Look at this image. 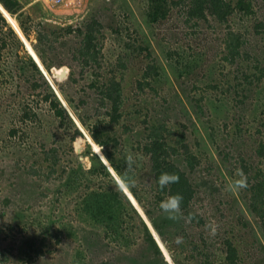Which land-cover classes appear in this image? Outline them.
Instances as JSON below:
<instances>
[{
    "label": "rangeland",
    "instance_id": "rangeland-1",
    "mask_svg": "<svg viewBox=\"0 0 264 264\" xmlns=\"http://www.w3.org/2000/svg\"><path fill=\"white\" fill-rule=\"evenodd\" d=\"M78 1L55 6L45 0H31L25 10L37 24L53 29L87 18L103 25V73L109 76L108 70L113 69L123 88L122 118L114 134L120 149L126 156L131 152L136 160L130 178L142 196L149 192L144 204H150L162 235L151 226L131 192L125 194L150 223L153 234L160 237L164 261L224 264L223 243L230 239L242 264H264V199L256 211L251 207L253 185L264 183V0H253L254 13L237 10L224 24L210 14L206 20H188L192 0H167L173 6L167 17L156 23L147 15L150 0H80V7ZM0 11L21 40L14 41L7 27L0 29V41L7 38L9 43L0 58V264H163L151 250H145L140 258L143 245L141 241H127L126 225L120 237H107L104 230L90 223L75 222L72 205L58 204L54 199L60 186L58 175L46 182L44 169L38 175L32 172L42 162L44 150L55 141L68 145L71 133L57 130L45 105L34 104L35 93L14 73L19 57L28 54L84 134L85 139L74 143L82 164L89 168L82 154L90 145L118 184L123 182L62 95L63 90L83 114L88 111L93 119L96 111L105 113L93 91L87 86L83 91L85 79L80 76L78 83H71L66 67L49 75L33 48L36 34L27 39L16 18L1 4ZM238 39L240 45L233 56L229 45ZM62 47V54L69 53ZM74 65L82 71L77 62ZM149 67H156L152 75L158 71L159 76L144 80ZM23 104L35 109L38 122L23 118ZM153 123L164 124L174 141L182 135L198 157L200 163L194 171L174 157L181 160L179 165L193 183V210L203 220L198 228L186 219L169 220L162 210L156 211L151 163L140 149L146 143L148 125ZM45 142L49 146L45 147ZM238 169L245 173L247 187L227 191V185L239 178ZM96 183L108 186L110 182L98 178ZM74 192L65 191L69 194L64 202ZM127 222L132 227L133 223ZM61 230L59 242L54 235ZM177 237H182V242L178 243ZM31 243L33 248L28 246Z\"/></svg>",
    "mask_w": 264,
    "mask_h": 264
},
{
    "label": "trees",
    "instance_id": "trees-1",
    "mask_svg": "<svg viewBox=\"0 0 264 264\" xmlns=\"http://www.w3.org/2000/svg\"><path fill=\"white\" fill-rule=\"evenodd\" d=\"M150 2L147 15L151 23L165 19L170 8L173 6L172 2V6H170L167 0H150ZM253 2V0H192L191 7L188 9V20L190 18L206 20L210 14L220 23L224 24L237 10L254 13ZM179 3L174 2L175 5ZM0 4L11 16L16 18L21 32L27 39L31 40V34H36L33 48L49 75H53L54 70L57 71L66 67L69 69V80L71 83H78L80 76L85 79L86 85L83 87V91H85L86 86L88 90L93 91V97L100 101L99 105L105 109V113L96 111L94 115L97 117L93 119L94 117L87 115L88 111L83 114L79 110V106H76L74 100L63 90L61 91L62 95L77 113L84 130L87 131L92 140L101 149L106 161L122 180V175L126 168V154L123 149H120V141L114 133L115 128L120 125L122 118L124 104L123 88L122 82L116 79L113 69L108 70L112 77L103 73V44L101 40L103 25L101 22L94 18H87L76 25L70 24L64 28L53 29L51 27L48 28L43 23L37 24L32 15L25 10L31 4V0H0ZM36 6L40 7L39 4H36ZM261 24L262 26L264 25L263 23ZM5 27L8 28L7 34L11 35L14 41L21 43L20 38L16 36L14 30L9 26L0 11V29L3 30ZM6 39L4 38L0 41V58L2 51L9 44ZM63 45L68 49L69 53L62 54L61 47ZM239 45V39L235 44L229 45V48L232 47L233 49V56L237 55ZM64 47L62 48L64 49ZM76 62L82 68L81 72L77 71V67L74 65ZM155 70L156 67H149L144 73V80L159 76L158 71L152 75ZM14 73L19 76L18 80L28 83L32 94L35 93L34 104L45 105L46 111L52 115V122L56 124L57 130L62 129L66 134L71 133L70 143H68L70 146L66 144L61 145L59 141H55L53 142V146L51 145L47 150H44L43 157L41 158L42 162H38V166L31 169L34 175H38L44 169L46 172L44 174L46 182L54 175H58L57 181L60 182V186L56 188L54 199L58 201V204L63 202V205H72L76 214L74 218L75 222L91 224L93 228L102 229L107 237H120L126 225L125 235L127 241L133 243L141 241L143 245L142 249L139 250L141 251L140 258L144 257L143 252L145 250H151L155 256L161 257L162 260V252L155 242L152 233L142 216L132 206L126 194L117 191L115 187L109 188V184L114 186L118 182L112 176L101 156L92 152L91 146L88 145L87 150L82 155L89 161V168H85L84 164L80 161L81 155L76 154L74 143L78 139L84 138V134L70 117L56 92L50 86L46 76L30 54L23 58L19 57ZM139 85L141 86V83ZM82 104H87V101L82 100ZM20 109L24 113V119L33 123L40 120V116L31 106L23 104ZM126 126L127 124L124 123L123 129L126 130ZM15 133L14 131L12 135ZM167 133L169 134V131L164 124L153 123L148 125L146 143L140 148L142 156L147 157L151 163L153 175L152 189L156 191L153 199L154 203H157L158 208L155 205L154 207L159 212L161 210L159 207L160 202L166 196L180 193L184 197L181 204L184 216L186 218L191 217V219L186 220L193 227L198 228L200 225H203V220L193 210L196 192L189 178V173L184 167L179 165V162L182 160V163H186V167L189 166L188 169L190 168L191 171H194L196 165L200 162L198 157L191 152L189 145L185 143L186 139L182 135L181 138L174 141V138ZM53 135L55 138L57 137V134ZM124 143L128 144L129 140L125 139ZM43 145L45 147L49 146L47 142ZM174 157L181 160L175 161ZM162 172L177 173L180 177L179 183L172 184L161 190L157 179ZM128 176L130 178V173ZM98 178H107L110 183L108 186L98 184L96 183ZM67 190H74L75 192L69 200L64 202V199L68 196L67 194H69L65 193ZM129 191L144 211V214L152 222L155 230L159 235H162L161 225H159L160 223L154 217L150 204L146 203V206L144 204V202H147L144 196H147L149 192H145L142 196L135 184L129 188ZM251 192V207L256 211L257 207L263 203L264 183L254 184ZM127 221L133 223L132 227L127 226L130 224ZM135 221L137 223L133 227ZM61 233H63L62 230L56 232L54 235L59 242ZM45 241L46 238L42 239V244ZM223 245L225 247L224 264H242L234 242L227 239ZM28 246L33 248L34 244L31 243ZM174 260L176 264H182L180 260ZM162 262L163 264H168L164 259Z\"/></svg>",
    "mask_w": 264,
    "mask_h": 264
},
{
    "label": "clouds",
    "instance_id": "clouds-1",
    "mask_svg": "<svg viewBox=\"0 0 264 264\" xmlns=\"http://www.w3.org/2000/svg\"><path fill=\"white\" fill-rule=\"evenodd\" d=\"M135 163H136V160H135L133 154L131 152H129L128 155L126 156V168H125L124 174L122 175V181L123 182L119 183V184H114V187L117 191H120L121 193H126L129 190V188L134 186L135 181L130 179L128 174L134 171L133 166ZM236 175L239 178L235 179L234 181L230 182L227 185V188H226L227 191L235 192L237 190L245 189L247 187V177H246L245 173L243 172V170L238 169L236 172ZM179 180H180V177L177 173L162 172L157 179V183H158L159 188L161 190H164L165 188L169 187L172 184L179 183ZM183 199H184V197L180 193H177L174 195L166 196L160 202L159 207L162 210V212L166 214L167 219L173 220V221H179L182 219H191L190 216L186 218L184 216L182 209H181V204H182ZM133 207L135 208V206H133ZM138 213L140 214V212H138ZM141 216H142V214H141ZM144 221H146V220H144ZM152 227H153V225H152ZM148 228H149L150 232L152 233V236H153L155 242L157 243L158 247L160 248L159 243L155 239L156 237L154 236V234L151 231L149 226H148ZM213 234H214V230H213ZM182 239H183L182 237H177V242L178 243L182 242ZM160 250L163 252V250L161 248H160Z\"/></svg>",
    "mask_w": 264,
    "mask_h": 264
},
{
    "label": "built area",
    "instance_id": "built-area-1",
    "mask_svg": "<svg viewBox=\"0 0 264 264\" xmlns=\"http://www.w3.org/2000/svg\"><path fill=\"white\" fill-rule=\"evenodd\" d=\"M45 1L55 6H61L70 2V0H45ZM77 5L80 7L81 5L80 0L78 1Z\"/></svg>",
    "mask_w": 264,
    "mask_h": 264
},
{
    "label": "water",
    "instance_id": "water-1",
    "mask_svg": "<svg viewBox=\"0 0 264 264\" xmlns=\"http://www.w3.org/2000/svg\"><path fill=\"white\" fill-rule=\"evenodd\" d=\"M64 75V73L62 74V76ZM61 76V75H60ZM127 197H128V199H130L129 198V196L127 195ZM130 201L132 202V200L130 199ZM133 203V202H132ZM141 215V214H140ZM143 217V216H142ZM147 218V217H146ZM143 219H144V217H143ZM145 220V219H144ZM148 220V219H147ZM149 221V220H148ZM146 222V221H145ZM147 223V222H146ZM150 224V223H149ZM148 223H147V225L150 227V225H149ZM152 226V225H151ZM157 234V233H156ZM155 236V235H154ZM156 238V240L158 241V243H159V241L161 242V240H160V238H159V236L157 235V236H155ZM169 262V261H168Z\"/></svg>",
    "mask_w": 264,
    "mask_h": 264
}]
</instances>
